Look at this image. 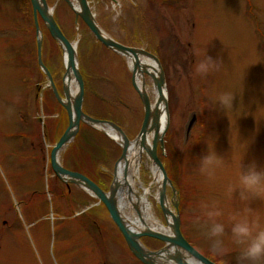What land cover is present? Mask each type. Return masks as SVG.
<instances>
[{"label":"rangeland","instance_id":"obj_1","mask_svg":"<svg viewBox=\"0 0 264 264\" xmlns=\"http://www.w3.org/2000/svg\"><path fill=\"white\" fill-rule=\"evenodd\" d=\"M89 1L107 34L159 57L166 75L169 126L158 154L176 190L168 185V198L171 203L175 195L183 233L199 251L217 264L221 259L238 264L245 245L233 240L234 223L255 221L264 229V198L241 200L239 188L249 165L264 172V0ZM47 2L65 35L76 43L86 81L84 110L108 117L135 138L145 111L132 85L128 57L97 41L66 0ZM39 22L44 62L63 93V47L40 16ZM225 94L232 97L227 108L220 103ZM193 114L197 119L187 135ZM67 125V111L38 64L31 0H0V264H143L108 210L102 235L93 220L90 234L72 216L73 206L67 209L68 193L63 195V183H55L59 179L50 164L52 146ZM83 125L85 137L96 139L98 154L84 153L71 143L60 152V161L71 169H87L97 180L101 176L109 190L122 146L99 128L94 132ZM209 151L222 158L213 178L201 172L202 157ZM153 165L143 152L135 190L140 196L141 183L149 188L152 211L169 231ZM53 186L61 192L55 194ZM230 188L235 189L231 194ZM91 198L96 212L105 209ZM215 212L221 214L210 215ZM216 223L225 229L223 257L209 251V232ZM142 241L150 249L164 245L152 237Z\"/></svg>","mask_w":264,"mask_h":264},{"label":"water","instance_id":"obj_2","mask_svg":"<svg viewBox=\"0 0 264 264\" xmlns=\"http://www.w3.org/2000/svg\"><path fill=\"white\" fill-rule=\"evenodd\" d=\"M70 7L76 13V17H81L85 24L89 27L95 38L106 47L117 53L134 59L132 66V84L138 92L144 106V118L141 129L134 139H130L124 129L114 121L102 118H96L87 114L83 110L85 97V81L82 72L79 69L77 61V52L71 40L65 35L57 20L53 15V10L49 7L47 0H31L36 31H37V56L38 64L48 77L49 85L52 87L55 96L68 114V125L58 141L54 144L50 154L51 167L59 179L64 182H73L85 187L91 194L102 201L108 209L110 216L116 226L121 231L124 239L133 253L143 264H217L199 251L184 235L182 231L181 215L179 211V202L172 199L171 203L167 194V186L173 188L171 179H169L167 170L158 155V145L164 149V135L169 126V110L166 95V75L161 65L159 57L153 52L143 48L128 45L118 41L107 34L99 25L95 13L92 10L89 0H66ZM78 7L75 6V2ZM39 16L45 22L52 37L67 51L68 61L66 71L64 73V81L69 69H72L74 79L77 82L78 91L75 95L71 93V88L64 82L63 95L59 92L54 81L51 70L43 59V33L41 30ZM153 60L157 65L153 71H150V65L144 60ZM143 60V61H142ZM139 73H146L151 76L153 83L158 91L159 98L152 101L149 94L138 87L136 76ZM70 79V78H69ZM162 108L161 110V105ZM165 116L164 124H161V115ZM197 119L193 114L189 119L186 127V134L190 133L191 128ZM90 124L101 129L107 135L111 136L122 146V152L114 167V178L109 190L103 189L97 182L86 174L65 167L59 158L60 152L70 142H72L79 132L81 123ZM114 131L118 139L110 134L107 130ZM151 141L149 142V138ZM146 150L150 159L153 160L162 175V182L157 183L159 186V203L165 216L169 231L162 230L145 225L141 229H135L124 218L119 206L120 200V184L117 180L118 165L122 160L125 161V176L127 177L130 158L129 151L133 146H137ZM173 204V206H172ZM174 207V208H173ZM139 211V208L138 210ZM143 237H152L164 242V245L157 249H150L142 241Z\"/></svg>","mask_w":264,"mask_h":264},{"label":"clouds","instance_id":"obj_3","mask_svg":"<svg viewBox=\"0 0 264 264\" xmlns=\"http://www.w3.org/2000/svg\"><path fill=\"white\" fill-rule=\"evenodd\" d=\"M231 102L232 97L228 94L220 97V103L225 108L230 107ZM221 165L222 158L209 151L202 157L201 172L209 178H213L216 169ZM239 188L241 200L246 201L253 197L264 198V172L259 171L255 164L249 165L240 176ZM233 191L235 189L230 188L229 194ZM220 214L219 212L210 213V215L216 216ZM224 232V226L219 223L214 224L210 229L211 244L209 251L213 257H223L227 252L221 239ZM232 236L236 243L245 245L238 264H264V229H260L258 223L255 221L249 223L247 220L237 221L232 227ZM220 264H224L222 259Z\"/></svg>","mask_w":264,"mask_h":264},{"label":"bare ground","instance_id":"obj_4","mask_svg":"<svg viewBox=\"0 0 264 264\" xmlns=\"http://www.w3.org/2000/svg\"><path fill=\"white\" fill-rule=\"evenodd\" d=\"M75 6L78 7L76 3H75ZM71 42L73 46H75V49H76V43L73 41ZM67 61H68L67 51L63 49V63L65 67H66ZM144 61L148 65H150V68H149L150 71H153L155 67L157 68V65L155 64L153 60H144ZM128 62H129V66L132 68L134 64V59L128 58ZM147 75L148 74L146 73L137 74L136 83L140 89L145 90L149 94L152 101L154 102L156 101V99L159 98L158 91L153 81L151 80L152 78L150 75H149V78L152 84L151 82H148ZM64 82L68 86H70L71 93L75 95L78 91V86H77V82L74 79L72 69H69V72L68 74H66ZM63 93H62V96H64ZM160 107H161V110H163L162 103ZM164 121H165V116L162 113L161 124H164ZM81 125H80L79 131L81 130ZM106 130L110 134H113L116 139H118V136L115 134L114 131H110L107 128ZM149 142H150V139H149ZM141 157H142L141 149L138 147V145L133 146L131 150L129 151L130 165H129L127 177L125 176V173H124L125 161L124 160L121 161V164L117 172V180L120 184L119 188H120V200H121L119 201V206H121V211L124 215V218L127 220L128 223H130V226H132L133 228L141 229L145 225H148L150 227L167 232L168 230L165 228L162 222L155 216L154 212L152 211V203L148 197L149 188L144 187L143 184L141 183V186L144 189H143V194L140 196L137 194V191L135 190V184H137V181L139 180L138 173H139V163H140ZM153 174H154V177L156 178L155 182H157L158 184L161 183L162 175L160 174L157 168L153 169ZM138 208H139V211H137Z\"/></svg>","mask_w":264,"mask_h":264},{"label":"flooded vegetation","instance_id":"obj_5","mask_svg":"<svg viewBox=\"0 0 264 264\" xmlns=\"http://www.w3.org/2000/svg\"><path fill=\"white\" fill-rule=\"evenodd\" d=\"M98 178H99L98 184L101 187L105 188L106 183H103L105 179L101 178V176ZM55 183H64V182H60L58 180V181H55ZM63 186L66 188V190L64 191L65 193L63 195L68 193V197L66 198L67 201L65 202V205L67 206V209H72L71 205L73 206V209L71 210L72 216L78 217L79 221H83L82 226L89 233H90L91 228L88 225V223H90L89 220H93L94 223H97L99 226V229H98L99 233L103 235L104 230L106 231V227H107L106 225L107 208L104 207L105 209H103L102 211L99 209V212H96L95 207L97 205L92 203L91 195H89V193L85 189L84 190L76 189V187H80V186L72 182H70L69 184H63ZM53 190L56 193V188L54 186H53ZM101 204H102L101 202L98 203V206L101 207ZM76 207H78L81 210L77 211ZM93 209H94V212H92ZM86 227L88 228V230Z\"/></svg>","mask_w":264,"mask_h":264},{"label":"trees","instance_id":"obj_6","mask_svg":"<svg viewBox=\"0 0 264 264\" xmlns=\"http://www.w3.org/2000/svg\"><path fill=\"white\" fill-rule=\"evenodd\" d=\"M118 102L120 103V101H118ZM121 107L124 108V106H121ZM106 118H108V117H106ZM83 126L87 127L88 129H90V130H92L94 132H99L96 128H94V127H92V126H90L88 124H85L84 123ZM94 143H95V145H94ZM72 144L73 145H70V146H72V148H75L77 146L78 147H81L82 148L81 151L84 152V153H88L89 154V151H92L93 155H97L98 154V151H96V147L98 146V144L96 143V139L94 140V137H92V136L90 138V135H88L87 137H85V132H84V129L83 128H81V130L79 131L77 137L72 142ZM80 171L88 174L90 177H92L93 179H96L97 180V178L94 177L93 174H91V172L88 171L87 169H81Z\"/></svg>","mask_w":264,"mask_h":264}]
</instances>
